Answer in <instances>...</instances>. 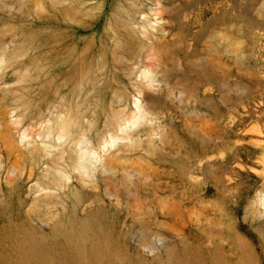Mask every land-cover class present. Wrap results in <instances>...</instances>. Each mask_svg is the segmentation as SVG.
Segmentation results:
<instances>
[{"label":"bare ground","instance_id":"6f19581e","mask_svg":"<svg viewBox=\"0 0 264 264\" xmlns=\"http://www.w3.org/2000/svg\"><path fill=\"white\" fill-rule=\"evenodd\" d=\"M207 1L90 0V56L85 49L64 63L42 58L59 55L57 47L74 45L75 37L45 30L46 56L39 52L24 61L30 44L18 40L27 36L11 31L8 38L0 27V207L7 210L3 204L20 197L27 184V219L38 222L19 247L17 242L23 258L52 264L48 238L39 233L42 224L53 222L52 234L63 236L81 259L116 264V249L130 243L105 233L110 239L101 248L95 225L102 230L109 219L124 226L148 208L163 220L137 223L134 253L142 264H199L206 252L224 250L227 264H235V208L242 194L233 163L237 152L202 133L200 143L172 142L164 113L183 64L196 76L187 96L201 99V92L206 97L216 86L233 87L235 127L241 114L264 121V0H232L235 20L225 25L230 32L224 28L209 48L214 54L192 62L196 48L176 30L185 32L192 18L200 20L199 5ZM63 73L64 85L56 78ZM42 78L44 95L33 97L32 86ZM87 83L92 110L106 99L112 111L119 107L103 129L100 117L86 119L80 111ZM66 85L70 92L61 95ZM246 133L261 137L251 138L258 144L264 138L260 127ZM252 206L253 221L263 229L264 188ZM79 208L83 218H77Z\"/></svg>","mask_w":264,"mask_h":264},{"label":"rangeland","instance_id":"374dc122","mask_svg":"<svg viewBox=\"0 0 264 264\" xmlns=\"http://www.w3.org/2000/svg\"><path fill=\"white\" fill-rule=\"evenodd\" d=\"M186 0H182L184 3ZM224 4L223 9H218L219 4L213 0L201 3L199 6L204 9L200 20L195 21L192 18L189 27H186L185 32L178 28L177 33L185 34L186 39L194 44L196 48V56L192 62H198L199 58L211 56L214 54L209 50L211 46L218 42V37L222 34L223 29L230 32L225 25L231 24L234 20V12L232 10V0H218ZM177 9V7H174ZM197 11V10H196ZM189 15L193 13L187 9ZM253 18V16H251ZM48 19V22L45 21ZM0 27L6 32L10 38L11 31L14 33H24L26 39L18 40L19 45L30 44L27 56L24 61H28L34 55L41 54L46 56V45L42 39L45 30L52 32H60L65 37H75L74 45H66L57 47L59 55L53 57V54L45 58L51 60V64L57 60L63 63L69 61L70 54L73 53L77 58L85 49L88 50L90 56V0H0ZM52 42V38L49 39ZM53 43V42H52ZM54 44V43H53ZM118 48V46H116ZM38 49V50H35ZM31 54V56H29ZM230 63V60L225 55H221ZM139 61L144 60L142 57ZM179 70L181 75L175 79L172 104L165 110L167 114V128L170 131V139L172 142H178L183 145H188L190 142L200 143L202 137L200 134L219 142L228 143L234 148L237 155L233 160L238 172V181L242 189L238 204L235 208L236 221V243L238 245V256L235 264H264V228H258V221H253L254 210L252 202L257 193L263 190L264 180V138L261 144L251 141V138L259 139V136H253L251 133H246L248 129L260 127L264 129V121L252 119L241 114L239 117V125L235 127L234 121V90L225 88L224 86H216L210 89V92L204 97L201 92V99H196L187 96L186 93L192 87V83L196 76L189 72L187 65H180ZM64 73L56 78L64 85ZM126 86L129 90L132 84L127 76H123ZM45 78L38 80L32 87L33 97L44 95L40 93L43 88L41 82ZM84 89V88H83ZM61 95L69 94L70 88L68 85L63 86ZM105 100V97H104ZM110 99H106L103 104L100 102L98 108L94 111L90 101V84H86L83 91V96L80 97L78 103L83 104L80 109L85 114L86 119H93L94 116L100 117L99 127L104 128V122L108 115L116 114L119 107L112 111L109 106ZM94 102V101H93ZM75 103V109L78 110ZM108 106V107H107ZM246 134V135H244ZM260 140V139H259ZM174 159L182 162L180 154L177 151H171ZM170 152V153H171ZM186 150H182L181 154L185 155ZM216 154L223 156L222 151H217ZM27 184L22 186L20 197L16 196L10 200L8 204H3L7 210L0 207V264H38L35 259L23 258L19 254L18 247L26 237L28 228H32V222L27 218L32 215L30 211L31 202L27 198ZM213 191L210 192V197ZM70 202L71 200L68 199ZM139 217L136 215L134 220H129L124 226L121 223L115 225L108 219V224L99 229L98 245L105 247L106 238L113 239V235L120 237L124 242L130 243L131 247L120 246L116 249L117 259L116 264H142L141 259L134 253V238L137 236L135 231L137 223L141 220L145 221H162L163 218L154 213V211L145 208L139 209ZM69 213V212H68ZM67 213V214H68ZM86 216L79 208L77 218ZM64 219H66L64 217ZM38 223V222H33ZM51 222L42 224V231L39 235H45L48 238L47 251L52 256V264H90L88 259H81L79 253L68 244L63 236H54L51 231ZM67 227L75 228L78 226L65 223ZM112 232V233H111ZM136 232V236L135 233ZM109 233V236H105ZM135 236V237H134ZM20 239V240H19ZM19 240V242H18ZM18 242V247H17ZM90 247V243H89ZM90 251V249H89ZM202 259V258H200ZM91 264H104L102 262ZM155 264H174L171 260L164 259L162 262ZM199 264H227L225 250L220 252H206L202 261Z\"/></svg>","mask_w":264,"mask_h":264}]
</instances>
